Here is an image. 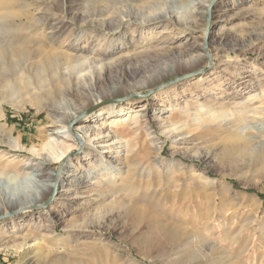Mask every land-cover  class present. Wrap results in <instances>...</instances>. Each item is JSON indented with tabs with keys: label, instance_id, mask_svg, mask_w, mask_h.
Segmentation results:
<instances>
[{
	"label": "rangeland",
	"instance_id": "rangeland-1",
	"mask_svg": "<svg viewBox=\"0 0 264 264\" xmlns=\"http://www.w3.org/2000/svg\"><path fill=\"white\" fill-rule=\"evenodd\" d=\"M4 1L1 20L7 22L10 34L14 33L5 45L19 53L43 47L41 26L50 17L64 20L62 27L54 28V39L64 41L67 46L74 44L75 32L90 30H95L97 35L82 47H96L105 39L128 45L124 55L131 57L106 69L102 75H95L92 80L82 81L74 86V92L57 97L55 103L70 110L84 107L70 126L90 117L84 125L96 126V132L111 129L113 120L97 118L101 107L114 102L126 108L131 106L120 118L128 122L141 119V124L132 125L134 134L122 139L114 137L121 143L105 154L107 158L113 159L114 165L118 163L124 171L137 167L147 174L157 173L156 167L160 165L154 156L156 149L163 147V158L173 165L162 180L156 174L150 176L157 185L166 184L167 179L170 181L160 188L158 204L150 193H141L131 202V211L137 206L147 209L150 220L142 230L147 232L158 222L177 231L176 241H180L191 229H201L211 220L214 232L210 235L216 237L206 243L186 241L176 249L169 243L147 248L142 238L133 239L136 225L127 217L128 207L121 208V196H116L113 200L109 197L98 209L114 213V220L108 222L110 228L97 229L94 237H81L69 243L53 238L40 241L44 243H39L40 250L33 245L30 251L17 253L1 247L0 264H121L126 259L130 264H264V198L258 195L264 194V0H212L208 7H205L207 0H201L199 8L207 12L199 16L192 28L175 18L163 19L157 24L148 22L145 26L127 20L113 32L72 21L74 11L87 12L93 0H66V6L62 0ZM186 1L181 0V3ZM187 10L180 8L183 12ZM155 25L158 29L166 25L167 29L152 37L145 47L147 53L135 55L137 47L136 51L143 50L140 47L144 42L142 31ZM52 30L48 31V36ZM71 33L73 36L69 35ZM189 49L192 54L185 55ZM201 54L204 58L191 67H184L185 59ZM6 66L4 73L9 72L10 84L0 87V107L6 115L0 121V176L20 174L22 163L29 159L35 161L31 148L41 147L60 128L51 126L53 112L49 108L39 110V106L14 84L19 75L26 78L29 85H34L29 67L22 70L23 66H19L14 70L9 64ZM2 72L0 78L5 79ZM108 93L112 96H107ZM93 94L105 97L99 104L92 105ZM39 99L44 106L47 104L45 97ZM213 99L228 102L224 113L209 111L207 105ZM131 101L133 105L128 106ZM251 103L259 107L255 112L249 107ZM143 105L146 107L142 110ZM10 136L20 139L17 147L9 141ZM75 139L80 144L77 137ZM83 151L80 144V149L73 153L74 159ZM133 152L139 153L138 158L128 161ZM20 155L22 160H18ZM146 155L148 157L143 159ZM11 160L15 162L10 163ZM104 163V159L94 158L92 164L83 161L78 165L90 169L101 168ZM48 167L57 169L58 175L62 162H52ZM192 169L205 170L212 178L229 183L233 186L232 193L218 201L211 200L208 186L192 174ZM11 182L14 186H23L25 180ZM63 189L62 185L55 187L33 208L35 213L45 210L37 218L43 226L41 231L54 225L59 239L64 238L67 228L81 224L95 207L81 205L84 200L78 198L59 203ZM16 213L13 210L1 213L0 221ZM34 222H24L19 235L29 241L36 237L39 229L34 227ZM110 240L113 242L109 243ZM47 246L53 250L51 254L45 253ZM188 252H195L194 256L189 257Z\"/></svg>",
	"mask_w": 264,
	"mask_h": 264
},
{
	"label": "bare ground",
	"instance_id": "bare-ground-1",
	"mask_svg": "<svg viewBox=\"0 0 264 264\" xmlns=\"http://www.w3.org/2000/svg\"><path fill=\"white\" fill-rule=\"evenodd\" d=\"M19 1L22 2V0ZM211 1L212 0H207V5L205 4V7H208ZM4 2V0H0V10L5 8ZM62 2L66 6L67 1L62 0ZM200 4H202L201 0H187L183 3H181V0H93L91 9L87 12L79 14L78 9L74 11L75 14H73L72 21L74 23L79 22L81 26L96 25L97 29H106L108 32H113L115 28H118L127 20H135L139 24L145 26L148 22L157 24L163 19L169 20L175 18L178 22L192 28L194 27V23L197 22V19H199V16L207 12L199 8ZM182 7L188 8V10L184 12L180 11ZM2 17L3 14L0 13V20ZM63 22L64 20L62 18L50 17V19L41 26V32L43 33V42L41 43H43V47L34 51H20L21 53H19L16 49L5 45V41L7 42L9 37L14 33L10 34L6 21H0V71H3L2 73L5 76V79L0 78V87H6L10 84L8 80L10 77L8 74L9 72L4 73V70H7L6 64H9L14 70H17L19 66H23L22 70L29 67L34 85H29L31 83L28 84L25 81L26 78L24 79L23 76L19 75L14 80V84L19 86L21 91L39 106V110L42 108H49L53 112L51 126H60L53 138H48L41 147L34 146L31 148L33 152L31 155L35 158V161L34 159H29L27 162L22 163L19 167L21 171L20 174L0 176V214L10 210L17 212L9 219L7 218L0 221V248L4 247L6 251L14 249L17 253L28 252L33 245L35 247H33L34 249L40 250L38 247L39 243H41L40 241L47 242L50 238L58 242L64 241V243H69L72 240L79 241L81 237H90L92 235V237H94L97 229L102 230L110 228L108 227V222L114 220V213L111 214L110 211H104V213L98 209L109 197H112L111 199L113 200L116 196H121V208L128 207L130 211L127 213V217L132 219V222L136 225L135 229L137 230L132 234L133 239L142 238L147 248H158L161 243H169L173 249H176L181 247L183 242L186 241L204 243L216 237L210 235L214 232L212 231L214 224L210 222L211 220L207 221V219V222L204 223L201 229H191V232L185 235L180 241H176L179 235L177 231L169 230L163 225L158 224V222H156L149 231H143V227L147 226L149 222L147 209L142 206H137L136 209L131 211V202L141 193H150L151 195L153 194L152 200L155 199L158 204L161 195L159 193L160 188L169 184L170 181L167 179L166 184L158 183L157 185L154 180L150 179V176L156 174L162 180V178L166 176L165 173L169 175L168 171L173 165L163 158V147L156 149L157 151L154 156V160L160 165L156 167V171L159 170L157 173L151 172L147 174L137 167L129 168L128 171H124L119 167L118 163L114 165V160L108 159L105 155L106 153L112 152L110 150L116 147L115 144L121 143L119 140H115L114 137L122 139L123 136L134 134L135 127H132V125L136 124L138 127V125L141 124V119L128 122L126 118H120V116L124 115L123 111L131 108L129 105H133V101L127 103L129 106L127 108L115 102L101 107L97 118H102V120H113L111 129H98L99 132H96L97 128L94 125H84L90 117L81 119V123L78 125L70 126L71 122L80 115L84 107L70 110L66 107L63 109V107L55 103L57 97L67 96L74 92V86H78L82 81H85L87 78L92 80L95 75H102L106 69L112 68L122 60L131 57V55H124V51L128 49V45L123 42L120 44H116L112 41L106 42V39H102L104 43L96 47H82V44L86 45L97 35L95 30H90V32L84 33L75 32L74 44L67 46L64 41L54 39V36H56L54 28L58 30V27H62L64 24ZM158 28L159 27L156 25L144 28L141 33L144 37V42L140 46L143 50L136 51L137 47L134 50L136 52L135 55L147 53L145 50L147 43H150L152 37L155 38L158 32L167 29L166 25H162L160 29ZM49 30H52L50 31V36L47 34ZM69 35L73 36L72 33ZM79 52L86 55L82 56L78 54ZM184 54L190 56L192 53L189 49L185 51ZM195 57L192 56L191 60L185 59L184 67H191L197 63L198 60L204 58L203 54ZM111 93H108L107 96H112ZM41 96L47 99V104L45 106L41 104L42 101L39 99ZM104 97L105 96L93 94L90 103L92 105L99 104ZM217 99H213L211 104L207 105L209 111L213 114H219V112H223V110L228 107V102ZM145 107L146 105H143L142 110ZM249 107L252 109V112H255L259 108L255 106V103H251ZM4 116L6 115L3 108L0 107V121L4 119ZM2 131L4 132L3 129ZM4 133H6V131ZM61 134H63L64 137H62ZM2 135L4 134L2 133ZM75 137L79 140L81 149L83 148L84 151L81 155L78 154L75 156L74 159L73 153L80 149V144L76 141ZM111 140H113V142ZM9 141L14 147H17L20 143V139L13 136H10ZM138 156L139 153L133 152L128 161H135ZM147 157L148 155L143 157V159ZM94 158L104 159L105 165L101 168L94 166L90 169H82V167L78 165L83 161H88L89 164H92ZM18 160H22L21 155ZM116 160H119V158H116ZM14 162V160L10 161V163ZM52 162H62V171L60 174H56L57 169L48 167ZM162 167L167 168L163 170ZM191 172L194 176H197L202 183L208 186L209 197L211 196L210 199L213 201H218L222 196L230 195L233 191L232 185L212 178L205 170L198 172L196 169H192ZM18 179L25 180L23 186H14L12 184L11 181L17 182ZM60 185H62L64 189L59 193V203L64 200L62 203L66 204L67 200L78 198L84 200L81 203V205L84 204L83 206H95L94 209H91L94 210V212L86 215L81 224H76L66 229L63 239H59V234L54 225L46 226V230L41 231L40 228L43 226L40 225L37 218L41 217L45 210L39 211L38 213H35L33 210L48 193L53 192L55 187ZM83 194L86 195L84 196ZM186 211L190 212L189 209ZM27 212L30 213L27 214ZM27 219L35 220L33 223L34 227L39 229L38 232L35 233L36 237L30 241L27 237L19 235L22 231L24 222L28 221ZM23 220L24 222L20 223ZM112 240L108 242L110 243ZM31 243L33 244L31 245ZM52 252L53 250L47 246L45 253L51 254ZM194 253L188 252V256L193 257ZM130 263L128 259L121 262V264Z\"/></svg>",
	"mask_w": 264,
	"mask_h": 264
},
{
	"label": "trees",
	"instance_id": "trees-1",
	"mask_svg": "<svg viewBox=\"0 0 264 264\" xmlns=\"http://www.w3.org/2000/svg\"><path fill=\"white\" fill-rule=\"evenodd\" d=\"M251 192H253V191H251ZM255 192V191H254ZM258 195L260 196V197H263L264 198V194L263 193H258Z\"/></svg>",
	"mask_w": 264,
	"mask_h": 264
}]
</instances>
